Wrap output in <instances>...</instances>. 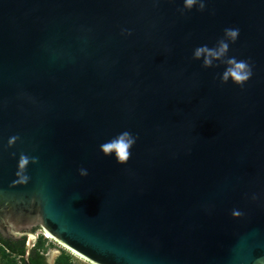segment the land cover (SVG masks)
Wrapping results in <instances>:
<instances>
[{
	"label": "water",
	"instance_id": "water-1",
	"mask_svg": "<svg viewBox=\"0 0 264 264\" xmlns=\"http://www.w3.org/2000/svg\"><path fill=\"white\" fill-rule=\"evenodd\" d=\"M35 227L93 264H264V0H0V235L26 264Z\"/></svg>",
	"mask_w": 264,
	"mask_h": 264
},
{
	"label": "rangeland",
	"instance_id": "rangeland-1",
	"mask_svg": "<svg viewBox=\"0 0 264 264\" xmlns=\"http://www.w3.org/2000/svg\"><path fill=\"white\" fill-rule=\"evenodd\" d=\"M36 232L38 234L37 242L41 241L40 243L42 244L40 249L51 264H93L59 244L54 239L46 238L41 229ZM19 261L17 256L9 254L0 246V264H19Z\"/></svg>",
	"mask_w": 264,
	"mask_h": 264
},
{
	"label": "clouds",
	"instance_id": "clouds-1",
	"mask_svg": "<svg viewBox=\"0 0 264 264\" xmlns=\"http://www.w3.org/2000/svg\"><path fill=\"white\" fill-rule=\"evenodd\" d=\"M196 3V0H185V6L191 8L194 4ZM228 35L231 36L232 38H235L238 36V30H227ZM226 50L225 47H222L219 49V53L212 52L209 50L207 54L204 53V49H198L195 52V58L201 59L203 57V61L205 66H210L211 65V57L222 54ZM251 67L248 65L245 61H233V67L231 69V78L236 82L237 84H243L245 81H247L250 76H251ZM133 143L132 140H129L127 142V146H131ZM120 158L126 159V154H125V147L120 148V153H119ZM123 162V160H121Z\"/></svg>",
	"mask_w": 264,
	"mask_h": 264
},
{
	"label": "trees",
	"instance_id": "trees-1",
	"mask_svg": "<svg viewBox=\"0 0 264 264\" xmlns=\"http://www.w3.org/2000/svg\"><path fill=\"white\" fill-rule=\"evenodd\" d=\"M40 242H37L31 252V264H47V257L40 249L42 245ZM0 246L3 247L9 254L17 256L20 260L19 264H26L24 259L27 249L26 237L19 240H14L10 238H4L0 235Z\"/></svg>",
	"mask_w": 264,
	"mask_h": 264
},
{
	"label": "flooded vegetation",
	"instance_id": "flooded-vegetation-1",
	"mask_svg": "<svg viewBox=\"0 0 264 264\" xmlns=\"http://www.w3.org/2000/svg\"><path fill=\"white\" fill-rule=\"evenodd\" d=\"M41 228L40 227H35L34 229H33V231H38V230H40ZM47 264H51L49 261H47Z\"/></svg>",
	"mask_w": 264,
	"mask_h": 264
},
{
	"label": "built area",
	"instance_id": "built-area-1",
	"mask_svg": "<svg viewBox=\"0 0 264 264\" xmlns=\"http://www.w3.org/2000/svg\"><path fill=\"white\" fill-rule=\"evenodd\" d=\"M46 234H47V233L43 231V235L45 236ZM45 237H46V236H45ZM46 238H48V237H46ZM51 239H52V238H51Z\"/></svg>",
	"mask_w": 264,
	"mask_h": 264
},
{
	"label": "bare ground",
	"instance_id": "bare-ground-1",
	"mask_svg": "<svg viewBox=\"0 0 264 264\" xmlns=\"http://www.w3.org/2000/svg\"><path fill=\"white\" fill-rule=\"evenodd\" d=\"M45 236L48 237V238H51L48 234H46Z\"/></svg>",
	"mask_w": 264,
	"mask_h": 264
}]
</instances>
